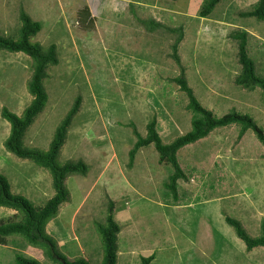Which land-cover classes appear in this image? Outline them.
Here are the masks:
<instances>
[{"label": "rangeland", "instance_id": "1", "mask_svg": "<svg viewBox=\"0 0 264 264\" xmlns=\"http://www.w3.org/2000/svg\"><path fill=\"white\" fill-rule=\"evenodd\" d=\"M257 1L220 0L203 17L202 0H0L2 36L19 37L24 10L41 24L31 40L57 45L59 62L48 66L43 82L47 102L23 145L46 151L56 126L81 96L56 159L82 160L88 170L67 177L69 198L45 229L70 260L101 264L97 223L105 222L113 202L121 225L116 264H139L141 255L151 253L156 255L151 264H264V246L248 250L225 219H239L253 236L264 230V145L252 129L239 138L237 124L218 127L181 148L178 159L187 177L179 179L175 202L163 194L171 165L159 161L154 145L141 147L131 166L128 154L137 139L134 129L146 134L153 117L165 143L191 128L188 96L174 80L181 67L196 96L216 115L235 110L264 129L261 88L235 82L240 63L231 35L242 28L250 32L247 49L264 76V20L240 14ZM85 6L95 17L92 24L80 23ZM180 33L179 64L173 44ZM31 73L26 53L0 50V173L12 192L37 206L53 195L52 176L6 149L10 122L2 116L4 106L23 112L32 97ZM15 213L0 207V222ZM6 240L0 243V264H17V252L56 264L21 235Z\"/></svg>", "mask_w": 264, "mask_h": 264}, {"label": "trees", "instance_id": "2", "mask_svg": "<svg viewBox=\"0 0 264 264\" xmlns=\"http://www.w3.org/2000/svg\"><path fill=\"white\" fill-rule=\"evenodd\" d=\"M219 2L220 0H202L199 15L203 17L209 16ZM240 14L264 20V0H258L252 9L242 11ZM19 18L21 20L19 37L11 39L0 34V50L24 52L30 56L32 73L27 82V88L32 97L21 114L10 110L6 106L3 107L2 116L10 122V131L4 141V145L8 151L21 158L31 159L38 166L47 169L52 176L54 193L44 204L33 205L23 194L12 192L7 177L0 173V207H7L16 211L15 218L0 222V243H6L7 236L18 234L23 237L26 243L41 247L56 264H86L85 261L70 260L62 254L58 250L54 239L45 230L49 220L57 214L60 205L69 198V190L65 185L67 177L73 173L86 174L88 170L87 163L82 160H71L61 164L56 159L65 142L73 117L80 108L81 96L78 95L75 98L72 106L56 126L49 148L46 151L23 145L22 139L26 130L33 123L35 117L43 110L48 99V94L43 85L44 78L47 76V68L50 64H57L59 58L56 43L43 46L39 42L31 40V37L36 35L41 29V24L32 19L24 10L20 11ZM94 20L95 17L91 15L89 7L85 6L80 11V23L92 24ZM155 24L158 23L155 22ZM182 34L180 33L173 44V55L179 64L181 59L177 51L183 37ZM249 34L250 32L244 28L238 29L231 34L237 39V55L240 63V71L235 76V82L237 85L251 90L259 86L264 99V76H260L256 72L255 62L247 49ZM174 80L188 96L186 107L192 113L191 128L171 142L165 143L158 131L157 119L153 117L146 125V134L143 135L136 128L134 129L137 139L128 152L131 166L138 150L143 146L153 144L158 151L159 161L171 165V172L167 180L163 182L165 187L163 194L168 203L179 199V179L187 177L178 159V151L184 146L208 136L215 128L231 124L239 126V138L248 129H252L264 145V129L251 116L235 110L220 116L216 115L211 109L203 105L196 96L194 89L188 83L183 67H181V72L174 77ZM225 219L234 228L236 235L244 241L248 250H252L257 246H264V230L261 234L253 236L247 232L239 219L230 215H226ZM97 229L101 236L103 247L101 264H116L118 257L117 240L121 225L115 218L113 202L109 204L105 222L97 223ZM155 257V253L141 255L139 264H151ZM15 260L17 264H43L39 259L21 252L16 253Z\"/></svg>", "mask_w": 264, "mask_h": 264}, {"label": "crops", "instance_id": "3", "mask_svg": "<svg viewBox=\"0 0 264 264\" xmlns=\"http://www.w3.org/2000/svg\"><path fill=\"white\" fill-rule=\"evenodd\" d=\"M119 221V220H118Z\"/></svg>", "mask_w": 264, "mask_h": 264}]
</instances>
